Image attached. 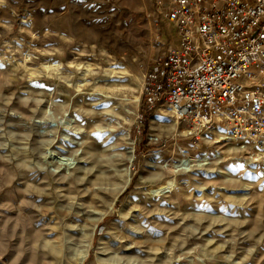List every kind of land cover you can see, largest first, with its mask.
<instances>
[{
    "label": "rangeland",
    "instance_id": "obj_1",
    "mask_svg": "<svg viewBox=\"0 0 264 264\" xmlns=\"http://www.w3.org/2000/svg\"><path fill=\"white\" fill-rule=\"evenodd\" d=\"M163 30L153 0H0V264H264V144L143 108Z\"/></svg>",
    "mask_w": 264,
    "mask_h": 264
},
{
    "label": "built area",
    "instance_id": "obj_2",
    "mask_svg": "<svg viewBox=\"0 0 264 264\" xmlns=\"http://www.w3.org/2000/svg\"><path fill=\"white\" fill-rule=\"evenodd\" d=\"M159 51L140 88L144 110L264 144V0H153Z\"/></svg>",
    "mask_w": 264,
    "mask_h": 264
},
{
    "label": "bare ground",
    "instance_id": "obj_3",
    "mask_svg": "<svg viewBox=\"0 0 264 264\" xmlns=\"http://www.w3.org/2000/svg\"><path fill=\"white\" fill-rule=\"evenodd\" d=\"M88 66V65H87ZM46 67H49V65H47ZM54 67H56V65H54ZM58 67V66H57ZM56 67V68H57ZM109 71L111 72V73H113L114 71H115V68L114 67H111V68H109ZM109 77V76H108ZM107 89H109V88H107ZM165 106V105H164ZM168 109H166V108H163L162 106H161V108H160V111H162V113L163 114H165V115H167L169 112H171V110L169 109V107H167ZM166 111V112H165ZM168 111V112H167ZM176 122V120L175 119H173V121H172V124L173 123H175ZM178 122V121H177ZM195 127H197V126H195ZM198 128V127H197ZM199 129V128H198ZM219 131V130H218ZM188 132V131H187ZM230 137L231 138H233V139H236V137H235V135H231L230 134ZM237 137H240L241 139H244V138H246V139H250L252 142H254L255 143V141H253L252 139H251V137H249V136H237ZM257 143V142H256ZM67 144V143H66ZM243 146H244V144H243ZM262 147H264V146H262ZM249 148H251L252 149V146L250 147L249 146ZM248 147H247V149H249ZM256 153V152H255ZM178 162H179V160H178ZM127 173V172H126ZM128 179H129V176H126L125 177V181H124V185H123V187L127 184V181H128ZM32 187V186H31ZM122 187V188H123ZM35 192H36V190H35ZM38 193V192H37ZM23 194V193H22ZM28 196H30V195H28ZM21 198V197H20ZM19 198V199H20ZM25 198V197H24ZM33 198V197H32ZM31 198V199H32ZM26 201V200H25ZM24 201V202H25ZM27 202V201H26ZM25 202V203H26ZM7 203V202H6ZM42 204V203H41ZM22 207V206H21ZM23 208V207H22ZM9 210V209H8ZM16 210V209H15ZM30 210V209H29ZM44 210V209H43ZM28 210H26L25 212H27ZM8 212V211H7ZM15 212V211H14ZM13 212V213H14ZM23 212V211H22ZM2 213V212H1ZM30 213V212H29ZM49 213V212H48ZM19 214V213H18ZM28 214V213H27ZM10 215V214H9ZM4 216V215H3ZM12 216V215H11ZM21 217H23V216H21ZM35 218H37V217H35ZM43 219V218H42ZM13 220V219H12ZM27 221H25V223H26ZM97 222V221H96ZM25 223H23V224H25ZM28 223V222H27ZM91 223V222H90ZM29 224V223H28ZM93 225H95V223H93ZM22 227H24V226H22ZM28 227H30V232L31 231H33V229H34V224L33 223H31V224H29V226ZM28 227H26V229H23V231H26L27 230V228ZM25 228V227H24ZM36 228H37V226H36ZM92 228H93V226H92ZM37 229H39V231H41L42 229L41 228H37ZM28 231V230H27ZM39 231H36L35 232V235H36V233L37 232H39ZM75 231V230H74ZM91 231H92V229H91ZM90 231V234L92 233ZM41 234V233H40ZM4 236V235H3ZM33 241H35V239H33ZM35 243V242H34ZM29 245V244H28ZM88 245H89V241H88ZM151 245H154V244H151ZM52 248H54L53 246H51ZM152 247V246H151ZM158 247V246H157ZM153 248H154V246H153ZM155 248H156V246H155ZM157 249V248H156ZM24 255V254H23ZM39 257V256H38ZM83 258H84V254L83 255H81V257L79 258V260H78V264L83 260Z\"/></svg>",
    "mask_w": 264,
    "mask_h": 264
}]
</instances>
